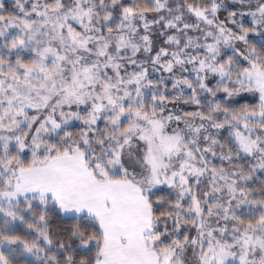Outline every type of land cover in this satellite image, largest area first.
Instances as JSON below:
<instances>
[{"label":"rangeland","instance_id":"obj_1","mask_svg":"<svg viewBox=\"0 0 264 264\" xmlns=\"http://www.w3.org/2000/svg\"><path fill=\"white\" fill-rule=\"evenodd\" d=\"M120 2L0 0V264H55L38 214L53 204L17 182L63 155L146 197L166 189L168 224L148 238L159 264L264 262L250 186L264 175V61L247 45L264 40V0ZM16 227L31 240L5 235Z\"/></svg>","mask_w":264,"mask_h":264},{"label":"crops","instance_id":"obj_2","mask_svg":"<svg viewBox=\"0 0 264 264\" xmlns=\"http://www.w3.org/2000/svg\"><path fill=\"white\" fill-rule=\"evenodd\" d=\"M35 169L20 172L21 193L50 200L64 217H91L102 237L96 264H159V250L148 243L151 208L135 182L96 179L80 155L59 156Z\"/></svg>","mask_w":264,"mask_h":264},{"label":"trees","instance_id":"obj_3","mask_svg":"<svg viewBox=\"0 0 264 264\" xmlns=\"http://www.w3.org/2000/svg\"><path fill=\"white\" fill-rule=\"evenodd\" d=\"M110 0H105L109 3ZM186 4L191 5L193 8L203 9L212 4L213 0H184ZM135 7L141 10L152 9L151 4L148 0H121L120 7L125 9H132L133 4ZM117 9H120L119 7ZM116 7L114 10L117 12ZM227 11L220 10L219 18L224 19ZM247 45L249 48L256 51V58L263 59L264 61V40H256L252 36L247 38ZM25 59V58H24ZM26 62V59H25ZM244 64L243 61H241ZM247 98V97H246ZM250 98L243 99L241 101H247ZM254 104L253 101L249 103ZM239 109L238 107H235ZM72 133V132H71ZM225 135V134H221ZM76 138V137H74ZM77 140V139H76ZM58 150H63L62 146L55 145ZM250 166L253 165L251 159L248 163ZM28 162L24 165L27 166ZM238 171H242L241 165H238ZM253 180L250 183L251 187H254L258 194L264 198V175L252 174ZM148 203L151 208L153 227L152 232H161V225L164 223L165 226L168 224L167 217L172 212L171 205L173 199L169 198L166 189H160L154 192V194L147 197ZM165 200V201H163ZM156 201H163L160 205L156 204ZM39 216H42L45 220V228L49 240L52 242L55 250L62 249L61 252L57 253L53 258L55 264H96L99 252L102 246V237L98 226L94 221L86 216L82 217H64L55 208H45L42 212H38ZM0 221V227H1ZM191 231V234H190ZM189 231L190 238L193 237L194 231ZM8 238H16L19 240L30 241L31 236L27 234L21 227H16L11 232L5 233ZM4 235V236H5ZM91 245L87 250L81 249L86 243ZM92 242V243H91ZM192 252H190L191 254ZM9 264H40L25 258H16L9 261Z\"/></svg>","mask_w":264,"mask_h":264}]
</instances>
